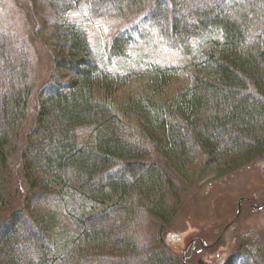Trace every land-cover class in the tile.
<instances>
[{
	"label": "trees",
	"instance_id": "obj_1",
	"mask_svg": "<svg viewBox=\"0 0 264 264\" xmlns=\"http://www.w3.org/2000/svg\"><path fill=\"white\" fill-rule=\"evenodd\" d=\"M31 2L52 27L39 40ZM9 3L0 10V163L22 164L26 199L0 226V264H220L219 252L201 259L214 246L192 245L184 262L188 242L171 232L184 205L179 184L223 180L264 160V28L255 27L264 0ZM106 18L98 58L87 27ZM151 33L171 49L189 53L198 38L212 48L183 69L151 64L146 89L120 106L115 85L137 74L112 70L113 62ZM28 41L52 45L53 68L24 134L35 66ZM182 73L187 87L160 97ZM256 239L240 242L243 264H264V230Z\"/></svg>",
	"mask_w": 264,
	"mask_h": 264
},
{
	"label": "rangeland",
	"instance_id": "obj_2",
	"mask_svg": "<svg viewBox=\"0 0 264 264\" xmlns=\"http://www.w3.org/2000/svg\"><path fill=\"white\" fill-rule=\"evenodd\" d=\"M30 4L32 7L30 5L28 7L34 13L36 11V21L39 27L42 28V33L36 37L39 40L52 27L41 16L39 4L34 2ZM10 6L9 0H0V10L7 9ZM23 8L26 9L25 6ZM111 23L112 20L106 18L105 20L100 19L87 27L90 30L92 46L98 58L105 57V46L109 41ZM255 27L256 30L264 28V15ZM27 43L32 52L35 66H33L29 79L33 88L28 108V117L23 126L24 134L30 131L36 124V103L40 97L38 87L47 84L53 68L52 55L49 52V48L51 49L52 45L49 42L36 46L31 41ZM211 48L212 44L208 39L198 38L192 41L189 53L178 49H171L167 47L161 38L151 33L145 44H142L138 50H134L129 59L114 60L111 67L112 70L120 73L134 72L137 74V77L132 78V83L128 85H115V102L120 106H125L129 101L136 98L143 89H146L149 82L147 71L150 69L151 64L176 66L183 69ZM189 82L190 78L188 74H179L168 89L160 93V97L165 98L186 88ZM24 141L25 138L23 137L17 139L16 142L21 144ZM15 152V155L20 154V148L19 150L15 149ZM20 171L16 159L14 162L10 159V162L5 165L0 163V226L4 224L12 213L18 211L20 206L24 208L26 193L22 190L25 181L22 164ZM212 178L208 174L201 179L195 180L192 185L184 187L179 184L180 188L183 189L184 205L179 212L178 218L173 223V231L171 233H177L176 238L178 242H182L183 244H186V242L189 244L196 240L192 244L195 246V249L199 246L210 249L212 246L216 247L215 251L202 252L201 259L207 262L214 259L213 252H219L223 255L220 257V264L246 263L249 258L247 254L245 256L244 250L238 252L240 242L256 241V237L259 234L261 236V232L264 230V216H262L264 213H254L256 211H264V208L259 210L256 208L258 206L254 205L257 204L256 202H264V160L226 179L214 182L211 181ZM241 199L246 200L242 204L240 217L233 224L235 225L239 221L238 226L229 232V236L225 241L223 240L224 235L217 244L208 245L211 240L217 238L221 232L220 229L227 222L237 217L238 205ZM248 200L252 201V204ZM169 240H172V243L176 241L174 237H169ZM233 243H238L237 252L234 249L235 247H233ZM247 253H250L251 256L256 255V249L250 247ZM187 256L188 253L186 258Z\"/></svg>",
	"mask_w": 264,
	"mask_h": 264
},
{
	"label": "water",
	"instance_id": "obj_3",
	"mask_svg": "<svg viewBox=\"0 0 264 264\" xmlns=\"http://www.w3.org/2000/svg\"><path fill=\"white\" fill-rule=\"evenodd\" d=\"M245 200H246V199H241V200L239 201V205H238L239 208H238L237 217H236L231 223H229V224L225 227V229L223 230L222 234L220 235V237L217 239V241H216L214 244H217V243L222 239V237L224 236V234H225V232L227 231V229H228L231 225H233V224L237 221V219L240 217L241 212H242V204H243V202H244ZM248 201H249V203L252 204V201H250V200H248ZM256 208L259 209V210H260V209H263V208H264V203H263L262 205L256 207ZM195 242H196V240L192 241V242L189 243L188 246L186 247V249H185V251H184V255H183V260H184V262H186V255H187V253H188V251H189L191 245H192L193 243H195ZM200 242L202 243L201 240H200Z\"/></svg>",
	"mask_w": 264,
	"mask_h": 264
}]
</instances>
